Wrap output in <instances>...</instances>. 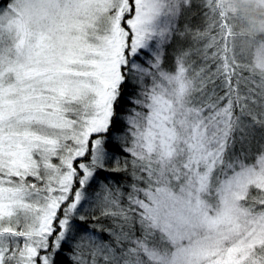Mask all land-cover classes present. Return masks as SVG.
Instances as JSON below:
<instances>
[{"label": "snow or ice", "instance_id": "1", "mask_svg": "<svg viewBox=\"0 0 264 264\" xmlns=\"http://www.w3.org/2000/svg\"><path fill=\"white\" fill-rule=\"evenodd\" d=\"M237 13L0 0V264H264V32Z\"/></svg>", "mask_w": 264, "mask_h": 264}, {"label": "rangeland", "instance_id": "2", "mask_svg": "<svg viewBox=\"0 0 264 264\" xmlns=\"http://www.w3.org/2000/svg\"><path fill=\"white\" fill-rule=\"evenodd\" d=\"M236 7L238 9L237 25L239 29L247 34H250L254 37L253 31L255 29V20L258 19L255 12H252L250 6L257 8L256 0H235ZM258 9L263 10V17L260 20L259 25L256 28V32H264V7H258ZM245 47H247V42H243Z\"/></svg>", "mask_w": 264, "mask_h": 264}, {"label": "trees", "instance_id": "3", "mask_svg": "<svg viewBox=\"0 0 264 264\" xmlns=\"http://www.w3.org/2000/svg\"><path fill=\"white\" fill-rule=\"evenodd\" d=\"M250 8H251L252 12H255V14L257 15V18H258V19L255 20V29L253 31L254 37H256V36H259L261 34L259 32H256L255 30H256L257 26L259 25L260 20H262L263 10L262 9H258V7L254 8L253 6H250Z\"/></svg>", "mask_w": 264, "mask_h": 264}]
</instances>
